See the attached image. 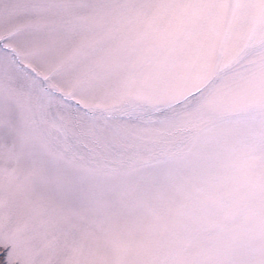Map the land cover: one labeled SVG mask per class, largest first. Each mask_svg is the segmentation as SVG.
<instances>
[{"label": "snow or ice", "instance_id": "6c2138e0", "mask_svg": "<svg viewBox=\"0 0 264 264\" xmlns=\"http://www.w3.org/2000/svg\"><path fill=\"white\" fill-rule=\"evenodd\" d=\"M0 264H264V0H0Z\"/></svg>", "mask_w": 264, "mask_h": 264}]
</instances>
